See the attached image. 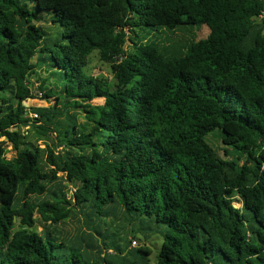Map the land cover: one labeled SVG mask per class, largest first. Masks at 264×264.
I'll return each mask as SVG.
<instances>
[{"label": "trees", "instance_id": "1", "mask_svg": "<svg viewBox=\"0 0 264 264\" xmlns=\"http://www.w3.org/2000/svg\"><path fill=\"white\" fill-rule=\"evenodd\" d=\"M0 264H264V0H0Z\"/></svg>", "mask_w": 264, "mask_h": 264}, {"label": "rangeland", "instance_id": "2", "mask_svg": "<svg viewBox=\"0 0 264 264\" xmlns=\"http://www.w3.org/2000/svg\"><path fill=\"white\" fill-rule=\"evenodd\" d=\"M209 33V30L206 27H194L193 29H189L187 27H180L173 31H161L160 33L153 32L149 38L151 40H155L160 45H165L170 48L176 49L178 51L185 50V47L188 46L191 42L197 41L198 39L206 37V35ZM129 37H131L134 41H136V38L133 37V35L128 34ZM128 47H132L131 43H128ZM127 47V48H128ZM176 47V48H175ZM87 73L92 77L102 78L106 79L108 84L113 85L115 84V78L111 72L110 66L107 63H104L100 60L98 52L95 51L89 58L88 66L86 68ZM38 81H33L32 84V90H34L36 93L38 90ZM38 96V95H37ZM41 97V96H40ZM39 96L35 97L34 99H28L24 104L28 110H26L25 115L29 110V108H43V107H49L51 104H53L52 101H45L41 99ZM101 100H95V104H100ZM6 158L11 159L14 156V151L12 149V146L8 144L6 146ZM220 155L222 156V152H220ZM59 176H62L61 174H58ZM60 185L65 186V182L62 181V178L60 180ZM70 189L67 188L66 192L68 193ZM34 198V197H33ZM37 199H41L37 198ZM239 197H236L235 199V206H240L239 203ZM34 218L38 219L39 215L35 213ZM34 230L40 232L43 230V225L39 222L34 226ZM61 235L64 237H67L70 240L76 241L80 243L81 245L84 244L85 240H88L89 237H92V231L88 225H85L84 221H81L77 217H73L72 219L67 220L64 224H61V226L58 228ZM97 239L96 237H94ZM139 241L137 239H131V248L135 247H141L143 237L140 235L137 236ZM135 240V245H133L132 241ZM154 245L150 246L151 249V256L149 257L152 262L156 261L158 248L157 246L160 244V240H154L152 241ZM161 245V244H160ZM158 249V250H157ZM106 256V255H105Z\"/></svg>", "mask_w": 264, "mask_h": 264}, {"label": "built area", "instance_id": "3", "mask_svg": "<svg viewBox=\"0 0 264 264\" xmlns=\"http://www.w3.org/2000/svg\"><path fill=\"white\" fill-rule=\"evenodd\" d=\"M38 96L40 97L41 94L39 93ZM25 116L28 117V118H33V119H38L39 118L38 113L33 112V111H28ZM132 243H133V245H135V243H136L135 240H133Z\"/></svg>", "mask_w": 264, "mask_h": 264}]
</instances>
